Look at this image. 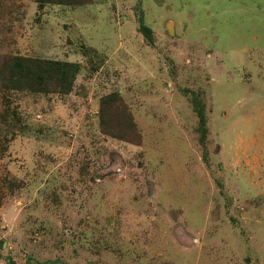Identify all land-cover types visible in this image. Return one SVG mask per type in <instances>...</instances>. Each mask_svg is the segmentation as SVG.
I'll return each instance as SVG.
<instances>
[{"label": "rangeland", "instance_id": "obj_1", "mask_svg": "<svg viewBox=\"0 0 264 264\" xmlns=\"http://www.w3.org/2000/svg\"><path fill=\"white\" fill-rule=\"evenodd\" d=\"M0 264H264V0H0Z\"/></svg>", "mask_w": 264, "mask_h": 264}, {"label": "trees", "instance_id": "obj_2", "mask_svg": "<svg viewBox=\"0 0 264 264\" xmlns=\"http://www.w3.org/2000/svg\"><path fill=\"white\" fill-rule=\"evenodd\" d=\"M141 25L144 26L142 20ZM150 29L148 27H143L142 33H148ZM12 63L17 68V72L11 74L5 87L9 88L12 84L14 89H28L58 93H67L70 91L74 78L79 69V65L76 63H69L68 61L59 60H38V59H26L23 57L12 58ZM12 75L19 79H12ZM117 94L110 93L102 98V114L100 115L101 124H105V118L103 117V112H105V106L109 105ZM105 105V106H103Z\"/></svg>", "mask_w": 264, "mask_h": 264}]
</instances>
